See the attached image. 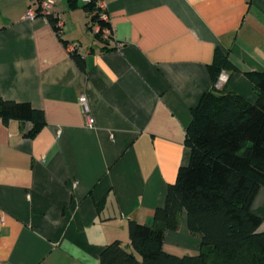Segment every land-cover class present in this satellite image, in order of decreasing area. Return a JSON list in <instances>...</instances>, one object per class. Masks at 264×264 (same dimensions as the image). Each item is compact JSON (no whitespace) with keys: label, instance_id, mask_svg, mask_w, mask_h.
I'll list each match as a JSON object with an SVG mask.
<instances>
[{"label":"crops","instance_id":"0c3cea01","mask_svg":"<svg viewBox=\"0 0 264 264\" xmlns=\"http://www.w3.org/2000/svg\"><path fill=\"white\" fill-rule=\"evenodd\" d=\"M42 1L66 44L46 16L25 18ZM76 1L70 10L68 0H0V98L46 121L29 138L31 123L0 118V264H100L106 245L128 246L129 221L151 224L189 163L186 128L213 88L216 47L238 69L225 72L223 91L254 102L245 73L264 72V0H105L106 43ZM251 211L264 231V188ZM163 248L195 254L200 238L183 216Z\"/></svg>","mask_w":264,"mask_h":264},{"label":"trees","instance_id":"16d2710c","mask_svg":"<svg viewBox=\"0 0 264 264\" xmlns=\"http://www.w3.org/2000/svg\"><path fill=\"white\" fill-rule=\"evenodd\" d=\"M98 1L82 5L91 16L89 29H111L100 19ZM76 7V0H68V9ZM45 16L61 39L58 17L52 13ZM94 36L102 40L100 32ZM71 57L83 69L84 63L75 51ZM208 71L213 88L191 109L186 128L189 163L178 169L164 205L153 211L152 223L129 221L128 246L120 240L106 245L100 264H264L262 219L251 211L258 191L264 188V72L245 73L256 96L249 102L239 94L216 88L222 72L238 71L219 46ZM0 118L4 123L19 122L22 130L31 123L25 133L29 138L46 125L43 111L27 102L2 98ZM183 216L188 231L200 238V249L178 256L166 252L163 241L166 232L178 230Z\"/></svg>","mask_w":264,"mask_h":264},{"label":"built area","instance_id":"2783aa9c","mask_svg":"<svg viewBox=\"0 0 264 264\" xmlns=\"http://www.w3.org/2000/svg\"><path fill=\"white\" fill-rule=\"evenodd\" d=\"M82 1H83V3H86V2H89L90 0H82ZM104 3H105V0H99L98 1V6L100 7L101 10H104ZM52 5H53V3L51 1L39 2V4H38L39 11L34 10L33 8L30 7L25 14V18L33 19L39 15L45 16V14L49 13L48 11L50 10V8H52ZM100 19L103 21H106V22L108 21V18L104 12L101 13ZM59 26H61V24H59ZM95 31L101 33V39L102 40H108L110 35H111V29L105 28L103 30H100V28L98 26H96ZM226 80H227L226 74H225V72H222L218 78L216 85H215L216 88L222 89V86L226 82ZM78 102L81 105V107L83 108V110L86 113H88L86 97L84 95H81L78 99ZM87 122H88V126L93 125V119L88 114H87Z\"/></svg>","mask_w":264,"mask_h":264},{"label":"rangeland","instance_id":"374dc122","mask_svg":"<svg viewBox=\"0 0 264 264\" xmlns=\"http://www.w3.org/2000/svg\"><path fill=\"white\" fill-rule=\"evenodd\" d=\"M89 35V34H88ZM90 36V35H89ZM131 250V249H130Z\"/></svg>","mask_w":264,"mask_h":264}]
</instances>
